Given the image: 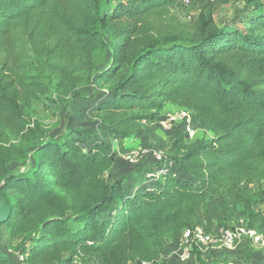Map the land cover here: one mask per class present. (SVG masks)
Listing matches in <instances>:
<instances>
[{
  "label": "trees",
  "instance_id": "obj_1",
  "mask_svg": "<svg viewBox=\"0 0 264 264\" xmlns=\"http://www.w3.org/2000/svg\"><path fill=\"white\" fill-rule=\"evenodd\" d=\"M175 1L0 0V192L12 208L1 228L26 264H167L168 243L198 225L216 233L217 216L264 235V2L240 0L243 29L203 11L190 26L151 18ZM95 81L108 93L86 123L119 152L142 122L191 112L210 138L174 126L183 175L172 166L150 189L141 159L112 179L119 153L79 117L60 136L43 129L41 99L80 112ZM148 157L150 171L167 161Z\"/></svg>",
  "mask_w": 264,
  "mask_h": 264
},
{
  "label": "rangeland",
  "instance_id": "obj_2",
  "mask_svg": "<svg viewBox=\"0 0 264 264\" xmlns=\"http://www.w3.org/2000/svg\"><path fill=\"white\" fill-rule=\"evenodd\" d=\"M175 2L176 3L174 5L159 11V13L157 12L158 14H152L151 18H157L158 20L164 22H172L174 24L178 23L184 25L186 24L187 26H190L193 24L198 13L203 11L210 12L218 26L230 24L231 26H235L238 29L248 27L247 23L240 19L242 17L238 16L239 12L244 9V4L240 0H216L213 2L209 0H188L187 4L179 0ZM170 18L173 20H170ZM114 27H116V24H110L106 33L110 32ZM84 90L85 96L91 100H89V102L84 105V109L80 112L78 111L79 106H72L68 102L63 106L56 108L52 104H45L44 100L41 99L37 105V116L41 121L43 129L48 131L53 136H60L64 131H66V129L76 128L80 122H83L84 125L81 124L82 130L83 132L88 133L91 136V139L93 138L92 140L102 139L106 143L110 145L112 144L114 147H116L115 152H118L120 155L116 158L118 161L117 164L120 168L128 170L130 173L133 172L135 167L126 163L122 159V156L131 149H138L147 153L142 156V167L144 168L143 176H145V174L150 171L148 169L154 168L151 158L148 157L151 156L153 151H158L164 155L167 161L169 160L170 164L174 163L172 166L178 175L184 174V171L179 169L174 161V158L177 156L175 153L176 151H174L172 148L175 139L173 131L175 125L170 128H165L161 124V118L158 117L149 123L142 122V131L140 134L134 136L130 140L132 142L127 141L129 143L125 145L124 151L119 152L120 150L117 148L116 141L106 136V130L102 126H99L98 124L96 125L86 123L87 114L92 112L94 106L98 105L99 101L103 99L99 93L107 94L108 91L105 88L103 89L98 81H95L91 87L88 86ZM78 117L80 122H77ZM196 130L197 138H210L208 136L209 133L206 134L201 128L198 127ZM82 139L86 141L87 137L82 136ZM18 166L19 165L17 163H12L9 167L11 170H13ZM113 173L114 172L111 171L110 177L112 179L121 177L114 176ZM111 181L112 180H109V182ZM153 181L154 180L147 181L148 183L145 185V187H148L147 185ZM132 183L133 180L128 182V184ZM213 210L215 216L218 214H226L224 211L218 213L215 208H213ZM257 210L261 213H264V204L259 206ZM217 218L218 222L221 224V226L217 229L218 232L223 228L224 225L229 224L230 221L229 223H223L220 217L217 216ZM237 220L239 219L231 222V224L237 225L239 223ZM0 229V252L3 253V264H16L15 262H17L16 256L18 255V252L14 250V242L9 243L8 238L5 235L4 228ZM183 251V247L179 246V244L168 243L163 252V258L167 264H198L195 260L193 248L190 251L189 258L186 260L181 259V254ZM198 251L204 264H264V246L257 245L248 240L237 244L232 249L206 248L203 250L198 249ZM68 264L89 263H81L75 259Z\"/></svg>",
  "mask_w": 264,
  "mask_h": 264
},
{
  "label": "built area",
  "instance_id": "obj_3",
  "mask_svg": "<svg viewBox=\"0 0 264 264\" xmlns=\"http://www.w3.org/2000/svg\"><path fill=\"white\" fill-rule=\"evenodd\" d=\"M187 4L188 0H179ZM211 2L216 0H209ZM161 124L165 128H170L173 125H179L181 130L187 136L189 140H195L197 137V128L192 125V114L190 111L185 109H178L175 111H167L166 114L161 118ZM144 151L138 149H131L126 152L122 159L130 164L136 165L142 159V156L145 155ZM152 159L155 162H161L165 159L158 151H153ZM172 164L169 161H164L153 171H149L145 174V178L149 180L156 181L160 176L166 175L169 173ZM237 225L231 227H225L219 230L214 234H207L202 226L198 225L194 228H186L181 231L178 240L176 241L179 246L183 247V252L181 254V259L186 260L190 256V251L192 248H197L203 250L206 248H223V249H232L237 244L248 240L257 245L264 246V236L257 232L254 228H248L244 222L240 219ZM17 264H26L24 262V256L17 255L16 258ZM128 264H152L151 262L143 261L140 263H128Z\"/></svg>",
  "mask_w": 264,
  "mask_h": 264
},
{
  "label": "water",
  "instance_id": "obj_4",
  "mask_svg": "<svg viewBox=\"0 0 264 264\" xmlns=\"http://www.w3.org/2000/svg\"><path fill=\"white\" fill-rule=\"evenodd\" d=\"M3 183L4 182L0 183V188L2 187ZM11 210L12 208L7 198L0 192V228L2 224L8 221L11 214Z\"/></svg>",
  "mask_w": 264,
  "mask_h": 264
},
{
  "label": "crops",
  "instance_id": "obj_5",
  "mask_svg": "<svg viewBox=\"0 0 264 264\" xmlns=\"http://www.w3.org/2000/svg\"><path fill=\"white\" fill-rule=\"evenodd\" d=\"M171 108V107H170ZM131 139H129V140H127V141H129V142H132V141H130ZM129 142H127L126 143V145L129 143ZM111 146H112V149H116V147H114L112 144H111ZM118 162V161H117ZM117 162L113 165V167H112V170L111 171H113L114 173H113V175L114 176H125V175H128L130 172L128 171V170H125V169H123V168H120L119 166H118V164H117ZM120 173V174H119ZM152 183V182H151ZM148 188H154V185L153 184H151V185H149L148 186Z\"/></svg>",
  "mask_w": 264,
  "mask_h": 264
}]
</instances>
